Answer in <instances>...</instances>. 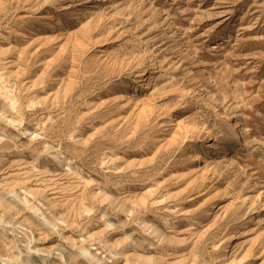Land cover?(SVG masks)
Instances as JSON below:
<instances>
[{
  "label": "rangeland",
  "instance_id": "obj_1",
  "mask_svg": "<svg viewBox=\"0 0 264 264\" xmlns=\"http://www.w3.org/2000/svg\"><path fill=\"white\" fill-rule=\"evenodd\" d=\"M0 264H264V0H0Z\"/></svg>",
  "mask_w": 264,
  "mask_h": 264
},
{
  "label": "bare ground",
  "instance_id": "obj_2",
  "mask_svg": "<svg viewBox=\"0 0 264 264\" xmlns=\"http://www.w3.org/2000/svg\"><path fill=\"white\" fill-rule=\"evenodd\" d=\"M46 18L49 20V26H50V28H55V27H59L58 25H59V20H58V17H57V15H56V13H55V11L53 10V8H51L50 10H49V12H48V15L46 16ZM59 35L57 34V29H55V30H53V35H52V38L50 39V41H48V42H53V41H56V40H58L59 39ZM78 43V42H77ZM43 44V43H42ZM50 48H52L51 46L50 47H48V50H50ZM147 59H149V67H148V69L150 70V71H152L153 69H155L156 68V64H155V60L149 55V54H147ZM58 58H60V57H55V60L56 61H58ZM61 59V58H60ZM47 60V59H46ZM49 62V60H47V61H41L40 63H39V65H45V64H47ZM138 64V63H137ZM142 63H140L139 64V66H138V73H137V75H136V77H143L144 76V69L142 68ZM152 78V77H151ZM151 80L152 79H150L149 80V82H147V84L148 85H150V83H151ZM3 91H5V89L3 90ZM6 92V91H5ZM124 102H123V106H122V108H125V107H127L128 106V104H129V98L128 97H125L124 99ZM144 108V107H143ZM142 107H141V109H143ZM150 108V107H149ZM215 108V107H214ZM139 110V109H138ZM141 112V111H140ZM146 112V111H145ZM141 113H143V111L141 112ZM173 118H172V108H171V106H169V105H163V106H161L160 107V112H159V114L155 117V120H154V129H156L158 132H160V131H162V130H164V131H166L167 133H169V135L171 136V138H169V139H167V141H170L171 142V140L173 139V137H174V134L172 133V131H171V126L173 125V120H172ZM181 126V125H180ZM185 128V127H184ZM189 128V127H188ZM186 130V129H185ZM238 131V130H237ZM236 137L237 138H240V135L239 134H237L236 135ZM169 143V142H168ZM199 154L198 153H194L193 155H192V157H191V159H193V160H198L199 159ZM189 165L191 164V162H189L188 163ZM187 173L186 174H193V173H195L196 171H195V169L194 168H192L191 166L190 167H188V169H187V171H186ZM207 171H206V169L205 168H202V169H200V174H199V178H201L202 180L203 179H207L208 177H207ZM220 191H221V188H219V187H217V189H216V191H215V193H214V197L215 198H217V197H219L220 196ZM258 197V196H257ZM251 209L252 210H256L257 209V205H256V200L254 199V200H252L251 201ZM210 213V212H209ZM233 239V236H230L229 237V242L231 241ZM229 250V249H228ZM230 251H228V253H229Z\"/></svg>",
  "mask_w": 264,
  "mask_h": 264
}]
</instances>
